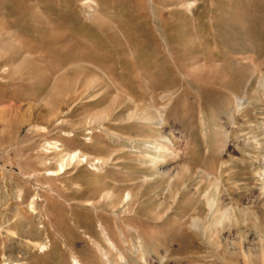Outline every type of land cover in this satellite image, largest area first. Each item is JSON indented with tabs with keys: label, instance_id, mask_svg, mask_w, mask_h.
Segmentation results:
<instances>
[{
	"label": "rangeland",
	"instance_id": "374dc122",
	"mask_svg": "<svg viewBox=\"0 0 264 264\" xmlns=\"http://www.w3.org/2000/svg\"><path fill=\"white\" fill-rule=\"evenodd\" d=\"M0 264H264V0H0Z\"/></svg>",
	"mask_w": 264,
	"mask_h": 264
}]
</instances>
